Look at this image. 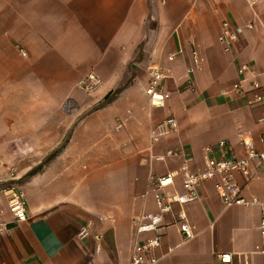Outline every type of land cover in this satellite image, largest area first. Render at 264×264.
<instances>
[{"label":"crops","instance_id":"obj_1","mask_svg":"<svg viewBox=\"0 0 264 264\" xmlns=\"http://www.w3.org/2000/svg\"><path fill=\"white\" fill-rule=\"evenodd\" d=\"M223 20L255 27L224 51ZM241 64L250 70L238 94L232 86ZM151 65L166 75L163 108L134 85ZM88 76L96 82L90 91L80 86ZM253 80L264 92V0H0V264H129L131 217L155 211L145 194L151 176L183 161L152 155L182 150L197 172L204 148L220 140L243 156L240 131L264 150V106L252 103ZM167 116L177 129L150 143V129ZM11 183L24 192V222L1 191ZM243 195L264 203V167ZM185 211L195 236L184 241L165 215L170 225L160 230L156 264H219L218 253H232L233 264L243 256L264 264L259 203L226 207L204 182ZM85 225L90 235L81 239Z\"/></svg>","mask_w":264,"mask_h":264},{"label":"built area","instance_id":"obj_2","mask_svg":"<svg viewBox=\"0 0 264 264\" xmlns=\"http://www.w3.org/2000/svg\"><path fill=\"white\" fill-rule=\"evenodd\" d=\"M253 3V0L248 2ZM255 27V22H247L243 25H233L228 20H223L220 24V31L217 35L218 42L224 51H230L233 44L238 41L243 30H251ZM21 55L25 52L21 50ZM193 62L198 63V58L193 53ZM172 57H169L171 60ZM250 70L249 65L241 64L237 69L238 81L233 84L232 90L235 93H242L241 83L245 80V73ZM148 80L144 92L148 97V103L154 108H163L169 99V93L163 87L166 77L164 69L159 65H151L147 68ZM87 82H80L82 89L90 91L96 86L93 76H88ZM260 84L253 80V104L264 106V92L260 91ZM264 125V112L258 119ZM177 129V121L173 116H167L155 124L149 132L150 143L154 144L170 132ZM245 153L243 156H236L224 140H220L216 147L207 146L204 148V167L202 170L192 172L188 168L191 158L182 150H165L162 154L152 155L150 158L155 162H165L169 158L182 157L183 161L179 168L168 170L161 175H153L150 178V187L145 194L153 196L155 211L139 212L131 217L133 230V244L130 252L129 264H156L158 259L153 252L161 245L160 230L170 223L164 220L165 215L172 214L173 222L182 234L184 241L195 236L192 226L187 221L185 205L198 199V187L204 182H211L216 194L224 206L244 205L249 206L256 203L261 205V217L258 224L259 235L262 243L260 253L264 254V203L258 202L255 198H246L243 195V188L247 182L259 174V170L264 167V150H257L251 144L247 134L238 132ZM264 140V134L260 137ZM218 155L214 156V151ZM253 164V166H252ZM10 180H15L10 174ZM236 176L241 177V183ZM179 186H176V182ZM171 189V191H169ZM2 193L6 198L9 212L17 222L27 220L26 203L24 192L19 186L11 183L2 188ZM177 206V211H173V206ZM146 232H154L150 237L139 239V235ZM90 235L89 225L82 226L78 236L83 239ZM99 239V236L96 237ZM100 244H96L98 250ZM219 264H233L232 253H218ZM239 264H250L246 256H243Z\"/></svg>","mask_w":264,"mask_h":264},{"label":"rangeland","instance_id":"obj_3","mask_svg":"<svg viewBox=\"0 0 264 264\" xmlns=\"http://www.w3.org/2000/svg\"><path fill=\"white\" fill-rule=\"evenodd\" d=\"M152 21H151V25H152ZM147 80H148V74H147V69H144L142 71H139V75L137 77V80H135V86H139V85H144L146 86L147 84Z\"/></svg>","mask_w":264,"mask_h":264},{"label":"trees","instance_id":"obj_4","mask_svg":"<svg viewBox=\"0 0 264 264\" xmlns=\"http://www.w3.org/2000/svg\"><path fill=\"white\" fill-rule=\"evenodd\" d=\"M122 90V88H117V89H114L110 92H108L105 96H104V99L102 101L101 104H106V103H109L111 102L112 100L115 99V97L117 96V94ZM53 155V154H52Z\"/></svg>","mask_w":264,"mask_h":264}]
</instances>
